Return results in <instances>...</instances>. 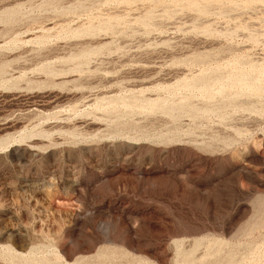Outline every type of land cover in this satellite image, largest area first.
<instances>
[{
    "label": "rangeland",
    "instance_id": "1",
    "mask_svg": "<svg viewBox=\"0 0 264 264\" xmlns=\"http://www.w3.org/2000/svg\"><path fill=\"white\" fill-rule=\"evenodd\" d=\"M0 264H264V0H0Z\"/></svg>",
    "mask_w": 264,
    "mask_h": 264
}]
</instances>
